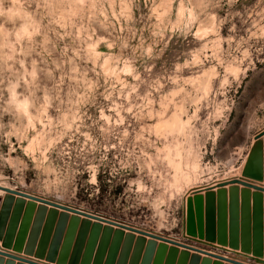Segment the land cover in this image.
Listing matches in <instances>:
<instances>
[{
	"label": "rangeland",
	"instance_id": "obj_1",
	"mask_svg": "<svg viewBox=\"0 0 264 264\" xmlns=\"http://www.w3.org/2000/svg\"><path fill=\"white\" fill-rule=\"evenodd\" d=\"M0 181V264L65 239L18 192L264 264V0H0Z\"/></svg>",
	"mask_w": 264,
	"mask_h": 264
},
{
	"label": "water",
	"instance_id": "obj_2",
	"mask_svg": "<svg viewBox=\"0 0 264 264\" xmlns=\"http://www.w3.org/2000/svg\"><path fill=\"white\" fill-rule=\"evenodd\" d=\"M7 191L10 194L14 193L12 190L7 189ZM18 194L21 198L18 199L17 206L24 205L26 198L30 199L27 205L28 211L36 207V202L40 203L36 213V222L44 225L46 243L54 227L58 234L64 232L65 239L60 243L57 239L53 249L59 257H47L49 261L56 260L58 264H126L128 254L133 250L129 264H138L139 255L145 249V261L142 264H148L154 252H156L155 264H158L165 255H167L165 264H222L220 261L212 262L208 257L201 258L198 254L190 255L187 251L179 252L178 248L168 247L165 243L158 244L153 239L147 241L143 234L136 236L132 229L125 232V226L122 223L104 216L77 207L39 199L26 193L18 192ZM11 202L12 197L9 196L6 207H9ZM113 225L118 227L114 228ZM5 247H10V245L6 243ZM15 250L18 251L16 248ZM25 252L33 254L29 249ZM35 255L44 258L42 252Z\"/></svg>",
	"mask_w": 264,
	"mask_h": 264
},
{
	"label": "bare ground",
	"instance_id": "obj_3",
	"mask_svg": "<svg viewBox=\"0 0 264 264\" xmlns=\"http://www.w3.org/2000/svg\"><path fill=\"white\" fill-rule=\"evenodd\" d=\"M0 185H2V186H8L6 183H4V182H2V181H0ZM0 194L1 195H3L4 194V192L2 191V190H0Z\"/></svg>",
	"mask_w": 264,
	"mask_h": 264
},
{
	"label": "trees",
	"instance_id": "obj_4",
	"mask_svg": "<svg viewBox=\"0 0 264 264\" xmlns=\"http://www.w3.org/2000/svg\"><path fill=\"white\" fill-rule=\"evenodd\" d=\"M86 211V210H85ZM89 212V211H88ZM92 213H94V212H92ZM95 214H98V213H95ZM98 215H100V214H98ZM102 216V215H101Z\"/></svg>",
	"mask_w": 264,
	"mask_h": 264
}]
</instances>
